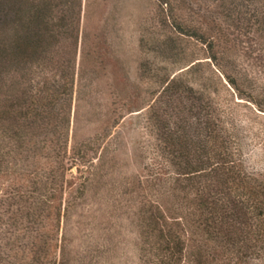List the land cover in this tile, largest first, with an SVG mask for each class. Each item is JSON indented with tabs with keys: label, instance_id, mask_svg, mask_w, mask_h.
<instances>
[{
	"label": "rangeland",
	"instance_id": "1",
	"mask_svg": "<svg viewBox=\"0 0 264 264\" xmlns=\"http://www.w3.org/2000/svg\"><path fill=\"white\" fill-rule=\"evenodd\" d=\"M76 4L71 36L0 78V264H163L160 226L177 264H237L199 209L234 192L182 174L171 143L264 178V0L178 1L192 35L156 0Z\"/></svg>",
	"mask_w": 264,
	"mask_h": 264
},
{
	"label": "trees",
	"instance_id": "2",
	"mask_svg": "<svg viewBox=\"0 0 264 264\" xmlns=\"http://www.w3.org/2000/svg\"><path fill=\"white\" fill-rule=\"evenodd\" d=\"M156 1L164 14L162 23L168 24L173 31L194 34L195 31L181 24L175 14L176 4L181 0ZM76 3L77 0H0V78L2 74L20 63L33 62L40 57L58 35L71 36L77 15L73 14ZM62 4L64 7H61ZM19 101L21 104L16 105L19 107L15 111L20 109L26 100L22 97L17 100ZM5 113L9 111L0 109L1 115ZM174 137L172 142L175 145L171 143L173 154L171 163L174 167L184 175L199 172L208 175L218 174L219 183L224 187L223 192L227 194L230 191L234 192L230 201L221 204L217 209L213 208L210 190H202L199 209L202 206L211 218H206L204 224L201 220H194L196 227L201 224L202 228L203 225L208 227L207 220H213L217 224V234L214 235L216 240L223 239L232 247L237 246V264L242 260L243 254L247 253L249 256V253H254L257 249H264V178L248 174L241 165L233 168L221 158V154L215 155V158L218 156L219 158L214 165L208 157L210 152H203L205 155L202 158L197 154L196 148L193 145L189 146L190 143L180 138L179 134ZM219 162L221 163L218 164ZM175 178L177 180V177ZM160 227H164L157 229L167 242L165 249L167 254L165 257L162 256L161 262L177 264L181 248L178 242L176 246L170 245L172 234L169 232L170 228Z\"/></svg>",
	"mask_w": 264,
	"mask_h": 264
}]
</instances>
